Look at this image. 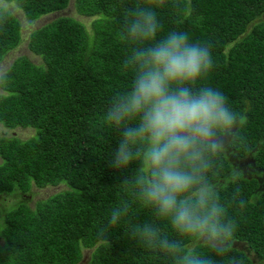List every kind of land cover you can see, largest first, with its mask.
Returning a JSON list of instances; mask_svg holds the SVG:
<instances>
[{
	"label": "trees",
	"instance_id": "trees-1",
	"mask_svg": "<svg viewBox=\"0 0 264 264\" xmlns=\"http://www.w3.org/2000/svg\"><path fill=\"white\" fill-rule=\"evenodd\" d=\"M27 22L64 9L69 0H5ZM184 10L161 12L165 29L180 27L192 39H211L216 66L210 83L237 108L248 101L247 148L264 171V0H183ZM131 0H74L81 20L59 15L29 33L27 46L38 55L16 57L0 74V126L32 128L33 134L0 137V194L23 195L37 187L66 188L34 207L20 202L3 217L0 264H158L137 248L123 229L113 230L102 247L96 229L115 204L122 174L108 166L116 141L103 115L110 98L127 87L121 74L125 48L115 40ZM191 9L189 12L188 9ZM21 21L0 4V61L21 42ZM224 175L230 164L223 158ZM249 201L242 213L238 241L264 260V191L255 177L240 176ZM256 189L258 190L256 193ZM246 264H255L247 254Z\"/></svg>",
	"mask_w": 264,
	"mask_h": 264
},
{
	"label": "clouds",
	"instance_id": "clouds-1",
	"mask_svg": "<svg viewBox=\"0 0 264 264\" xmlns=\"http://www.w3.org/2000/svg\"><path fill=\"white\" fill-rule=\"evenodd\" d=\"M164 9L183 11L184 2L131 0L115 33L126 50L119 70L130 79L103 118L117 145L108 166L123 178L96 240L109 247L122 228L158 264H246L237 248L249 203L240 176H257L264 191V171H248L254 160L233 149L247 148L250 104L237 108L208 83L216 66L212 40L165 29ZM223 158L233 169L227 176Z\"/></svg>",
	"mask_w": 264,
	"mask_h": 264
},
{
	"label": "rangeland",
	"instance_id": "rangeland-1",
	"mask_svg": "<svg viewBox=\"0 0 264 264\" xmlns=\"http://www.w3.org/2000/svg\"><path fill=\"white\" fill-rule=\"evenodd\" d=\"M0 4L6 7L13 15H16L19 20L21 21V42L17 45L16 48L9 50L1 59L0 61V74L5 71L10 64L13 62V60L20 56V55H27L32 61H39L38 55L34 54L33 52L30 51V49L27 46L28 39H29V33L45 24L46 22L50 21L51 19H54L55 17L59 15H66V16H71L77 19H81L85 24L86 27L89 29L90 28V22L92 21L93 17H88V16H83L78 14L75 11L74 8V0H69L68 5L59 11L55 12H50L49 14L43 15L39 17L36 20H33L32 22H27L26 19L22 15V11L18 8L15 7L13 2L10 1H5V0H0ZM1 92V89H0ZM33 134V129L32 128H22V127H16L14 129H9L3 126H0V137L1 136H17L20 139H26L30 137ZM246 159V157H242ZM1 161V159H0ZM256 169V168H255ZM233 169L229 170V173ZM262 171V170H261ZM264 175L262 176V178ZM257 189L259 186V180H257ZM66 187L64 185L58 184V185H47L44 187H37L34 184L30 187V190L26 191L23 195H21L18 192H10V193H1L0 194V208L2 211H0V244L3 243V236H2V227H3V217L4 214L12 207L16 206L20 202L26 203L29 207H34L35 203L39 200L45 199L48 196L59 192ZM257 189L255 193L257 192ZM264 189V186H263ZM237 248L243 250L247 256L250 257V259L253 261L255 264H264V260H260L259 258L256 257V254L251 251L247 245L243 242H238L237 243ZM89 249L83 250V258L78 264H85L88 261L89 254H90Z\"/></svg>",
	"mask_w": 264,
	"mask_h": 264
},
{
	"label": "crops",
	"instance_id": "crops-1",
	"mask_svg": "<svg viewBox=\"0 0 264 264\" xmlns=\"http://www.w3.org/2000/svg\"><path fill=\"white\" fill-rule=\"evenodd\" d=\"M253 168H256V165L253 166ZM255 172H256L255 174H256V175L258 174V176H259V174H260L261 171H257V170L255 169ZM246 178H251V177L247 174V177H246ZM255 178L258 179L257 176H255Z\"/></svg>",
	"mask_w": 264,
	"mask_h": 264
},
{
	"label": "flooded vegetation",
	"instance_id": "flooded-vegetation-1",
	"mask_svg": "<svg viewBox=\"0 0 264 264\" xmlns=\"http://www.w3.org/2000/svg\"><path fill=\"white\" fill-rule=\"evenodd\" d=\"M246 168H247V170L250 171V172H254V171H255V169H252V168H250L249 166H247Z\"/></svg>",
	"mask_w": 264,
	"mask_h": 264
}]
</instances>
